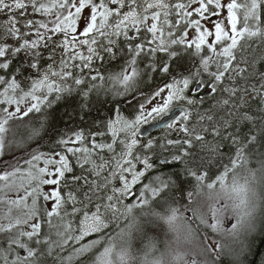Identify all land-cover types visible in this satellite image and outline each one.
Returning <instances> with one entry per match:
<instances>
[{
    "label": "snow or ice",
    "instance_id": "1",
    "mask_svg": "<svg viewBox=\"0 0 264 264\" xmlns=\"http://www.w3.org/2000/svg\"><path fill=\"white\" fill-rule=\"evenodd\" d=\"M258 239L264 0H0V264H246Z\"/></svg>",
    "mask_w": 264,
    "mask_h": 264
},
{
    "label": "trees",
    "instance_id": "2",
    "mask_svg": "<svg viewBox=\"0 0 264 264\" xmlns=\"http://www.w3.org/2000/svg\"><path fill=\"white\" fill-rule=\"evenodd\" d=\"M162 134V130H156L151 133L152 136H160ZM262 260H264V243L258 239L252 249L251 254L247 257L246 264H261ZM225 264H227V261H225Z\"/></svg>",
    "mask_w": 264,
    "mask_h": 264
},
{
    "label": "water",
    "instance_id": "3",
    "mask_svg": "<svg viewBox=\"0 0 264 264\" xmlns=\"http://www.w3.org/2000/svg\"><path fill=\"white\" fill-rule=\"evenodd\" d=\"M165 119H168V118L166 117ZM163 126H164V122L163 121H161V123L159 125H157V126L146 125L145 126V130H146L145 131V135H147L149 133L151 134L152 132H154L156 130H162Z\"/></svg>",
    "mask_w": 264,
    "mask_h": 264
}]
</instances>
